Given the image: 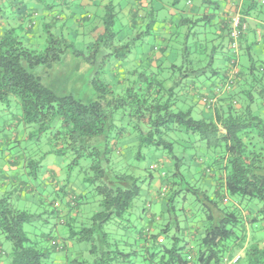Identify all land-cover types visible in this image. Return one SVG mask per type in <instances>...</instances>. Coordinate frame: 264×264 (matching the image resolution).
Returning <instances> with one entry per match:
<instances>
[{"label":"trees","instance_id":"obj_1","mask_svg":"<svg viewBox=\"0 0 264 264\" xmlns=\"http://www.w3.org/2000/svg\"><path fill=\"white\" fill-rule=\"evenodd\" d=\"M26 1L0 0V105L10 108L17 103L21 108L20 125L35 126L32 136L35 139L38 134H45L48 141L56 142L55 149L45 153L44 157L55 155L63 159L61 165H66L71 160L67 165L70 169L79 166L83 160L89 162L83 181L88 186L73 185L70 177L64 181L65 185L60 192L67 202L64 214L55 206L59 200L53 203V212L62 214L61 223L69 227V237L65 240L92 244L90 252L94 255L101 252L102 256L101 260L96 259L95 264H133L131 256L138 257L139 251L144 253V261L151 260L153 264H232L235 258L232 253L234 248L243 252L234 264H264L263 245L244 247L247 241L245 223L249 221L252 226L260 222L264 226V57L259 56L253 46L241 53L237 45L247 34L250 16H264V0H248L236 16L226 23L222 21L220 24L227 31V35L223 37L213 29L217 24L216 14L208 12L200 18L193 15L182 16L178 21L174 18V21H170L172 27L169 25L173 29V36L169 41L164 39L163 48H153L152 54L157 50L165 53L179 25L190 26L189 29H192L196 24H203L208 33L203 41L206 49L203 55L209 61L204 67L203 63H195L197 67H202L196 69L194 62L188 60L182 66H187V71L191 74L184 78L196 80L211 68L212 78L221 80L222 77L214 69L219 55L223 56L222 66L225 62L228 66L223 73L225 82L221 83L222 87L213 86L208 95L199 94L201 87L195 80L192 82L194 86L190 84L194 91L191 92L192 95H199L208 112H211L208 118L200 121L192 118V109L195 107L192 106L186 112L178 107L180 99L174 87L167 88L165 85L168 79H163V61H159L160 58L147 59L141 73L135 69L132 74L137 75L134 81L125 74H119L123 71V63L130 60L133 47L149 32L133 37L140 25L137 24L139 20H134L136 30L132 33L126 30V34L121 35L122 29L116 32V18L124 20L120 16L122 11L117 12V8L122 6L115 5L116 0H108L101 9L92 6L93 9L95 7L94 15L100 17L97 22L81 4V0H74L79 1L75 5L73 0H51L52 4L45 2L47 12L53 11V2H61V11L50 16L51 18L43 15L39 7H29ZM180 1L174 0L173 7ZM208 3L210 4V0H202V6L198 7H205ZM184 10L180 9L182 12ZM150 13L153 11L146 12V19L151 16ZM41 14V31L46 42L43 47L36 46L37 40L30 43L32 36V39L35 36L33 30L38 25L36 18ZM28 17L32 19L25 26ZM237 17L240 18V35L236 39L232 32L233 20ZM76 22L85 30L82 37L87 36L84 47L77 46L81 34L71 27ZM58 26L64 31L68 29V33L56 35L54 31ZM123 26L126 28L125 24ZM150 28L151 26L148 29ZM92 33L97 34L96 38L89 37ZM224 39L229 43L227 47ZM234 44L237 48H234ZM187 52L188 48L186 54ZM242 54L246 56L244 66ZM65 59L74 63L76 59H81L80 68L86 66L88 70H96L99 65L100 69L95 72L96 77L92 81L95 100L90 101L74 93H57L47 85L55 86L59 76L64 75H60L58 67L63 65ZM153 65H156L157 73L151 71ZM106 67L108 72L113 71L112 83L107 81ZM54 68L55 76L54 73L51 74ZM72 68L75 70L77 66ZM172 68L177 67L173 65ZM200 70L203 71L198 73ZM63 77L65 83L69 76ZM183 93L189 94L186 91ZM256 104L258 108L255 110ZM19 122H9L7 127L12 126L10 130L16 131L13 127H20ZM176 131H185L204 141L213 158L210 166L213 165L214 168H202V164L197 166L205 185L203 190L191 187L181 172L182 159L174 155L177 142L172 139V134ZM17 135L18 133L14 137L16 141L8 140V148L16 147L15 143L19 142ZM145 148L169 152L171 160L168 161L172 163L170 170L168 162L163 166H139L146 160ZM19 159L21 155L12 159L16 169L13 178H20L21 170L24 177L34 182H38L39 176L45 179L46 171L43 170L45 166L41 159H25L23 162ZM191 170L193 168L187 169L188 175L195 177ZM156 171L160 173V187L153 191L157 197L148 192L146 196L151 205L155 203L156 208L160 209L152 211L151 205L147 203L150 208L145 205L140 218L145 222L144 228L138 230L134 226L133 229L129 224L125 227L127 222L132 223L131 210L134 203L144 197L146 183L152 193L150 188L156 181L153 176ZM49 174H53L52 180L56 178L53 171H49ZM0 175H3L1 169ZM28 181H24L27 186ZM30 183L29 186L35 191V184L32 181ZM183 185L188 189L184 190ZM185 192L192 193L198 202H202L206 225L200 224L198 227L188 223L182 228L179 220L174 218L176 230H185L188 240L182 239L184 243L180 245L181 239L174 235L171 237V246H167L164 237L171 233L172 225L171 222L165 225L161 222L166 213L174 212L176 200L185 195ZM87 193L98 198V211L90 222L79 220L83 219L80 208L85 204L84 195ZM149 196H152L153 201ZM12 197L13 195L6 196L0 191V239L4 237L11 244V251L7 254L0 241V256H7L8 264H51L48 261L49 250L38 249L25 232V225L42 219L44 214L34 215L16 209L12 204ZM240 199L258 200L262 204L261 209L256 212L257 217L250 216L247 221L245 217H241L235 210ZM232 201L233 206L230 208L228 205ZM188 216L189 213L185 215L186 223ZM65 217L69 220H65ZM112 221L124 224L123 237L128 238V241H121L123 250L105 232V227ZM241 227V234L238 235L237 230ZM192 229L193 233L189 232ZM49 240L50 245L63 256L67 264H86L75 258L71 260L70 247L66 242L56 241L50 236ZM98 242L100 248L97 247Z\"/></svg>","mask_w":264,"mask_h":264},{"label":"rangeland","instance_id":"obj_2","mask_svg":"<svg viewBox=\"0 0 264 264\" xmlns=\"http://www.w3.org/2000/svg\"><path fill=\"white\" fill-rule=\"evenodd\" d=\"M225 1L227 2L228 0H210V4L209 3L205 4L204 5L205 7L200 9L201 13L205 14L202 11L207 8L209 9L210 14H213V15L216 14V21H217L219 18L220 11L216 9V6L219 5L222 7ZM229 1H232V0H229ZM45 2H49L52 4L51 0H42V1L27 0L26 1V3L29 4L28 5L29 7L34 8V5H35L40 8L41 12H44V11L47 12L45 10ZM126 2H129V0H126ZM173 2L174 0H154L153 2H150L148 4L149 12L151 9H154V11L153 13H150L151 15L150 17H148L147 19L145 18L144 25L142 27L137 26L138 29L134 31L133 37H137L139 34L143 32H149V34H151L154 37H149V34L148 35L141 34L144 37L142 36V40L138 41L135 47H133L132 53L131 55H129L130 60L126 63H123L124 65L121 68L123 71L121 73L119 72L117 73L125 74L128 79L130 78L132 81H134L136 80V76H137V75L135 76L132 75L134 74L135 69L137 70L138 73H141L147 62V59L152 58V57H155L158 59L160 58L159 61H163L161 65V68L163 69V76H164L163 79L164 78L168 79L165 82V85L167 88L174 87L176 94L178 95L180 99L178 101V107L184 112H186V110L192 109L191 108L192 106L195 107L194 109H192V118L195 121H200V120H203V118H208L207 117L208 113L205 112L203 115L198 109H196L195 103H193L192 97L190 96V94L183 93L184 91L189 92V93L194 92L193 89L190 88L189 84H191L195 79L192 80V79L184 78V76H187L191 73L190 71H187V66H182V65L184 63H187V61L189 60V61L194 62V67L196 69H201L202 67H197L195 63H198V64L203 63V67H204L209 61V58H206L203 55L205 53L204 50H206L204 49L205 47L203 46L204 45L203 41L205 39V34L208 35L207 31H205L203 24L202 26L196 24L192 26V29H189L190 26L179 25L175 29V33H176L175 37L173 40H171L172 42L169 45V48L167 49V51L165 53H162V51L157 50L154 54L149 55V49H150L149 46H153L154 48L157 47L160 49L165 46L164 37H167L169 35H167L164 31L165 28L163 27L164 26L163 22L167 18L169 20H173L174 16L171 17V13H170L171 10L173 9ZM60 3H61L60 1L53 2V5L55 7L53 8V11L48 12L51 14V16L57 15V13L61 11V9H59ZM121 3H123V0L115 1V4H121ZM190 4H193L194 7L202 6V0H181L180 3L176 6V8L178 9L184 8L185 9L184 12L189 13ZM123 6L122 8L118 7L117 12L122 11ZM88 12L91 13L95 22H97L100 19V17L93 15L95 10L92 9V7L88 9ZM42 14L41 16H38L36 18L38 25L33 30L37 38L36 40L38 41V43H36V46H39V47L43 44L45 45L46 43L44 36H43V32L41 31ZM120 16L123 17L124 14L120 12ZM152 16L154 17V19H152ZM31 19H32L31 17H28V19H26L25 26L30 22ZM179 19H181L179 18V16L175 18L176 21H178ZM124 24H125L124 20L120 17H117L116 24H115V31L117 32L122 29L123 32H121L120 34L121 35L126 34L127 29L123 26ZM149 26H151L150 29H148ZM206 30L209 31V28H207ZM247 34H249V37H251L250 30L247 31ZM86 38L87 36L83 38L82 35H80V37H78L77 46L84 47ZM167 40L169 41L170 37L167 38ZM217 42H221V41L217 40ZM227 43L228 42L225 40L224 45L226 47H227ZM260 44L261 43L255 45L254 50H256ZM237 45L239 48L240 41L237 42ZM187 48H188V52H187L188 54H186ZM243 52L244 50L241 51V53ZM222 57L221 55L216 57L217 60L214 66V69L217 70L220 76L222 77L221 80H215L214 78H212L211 76L212 70L211 68L210 69L208 68L205 74L199 75L200 77L196 78L195 81L197 85L202 84L204 86V89H206V87L208 86H211L212 84L215 88L216 86H219L220 88L222 87L223 84L221 83L225 82L224 76L222 73L227 70L226 66H222V64L220 63ZM110 59L112 60L114 59V61H116L114 57H111ZM245 59H246V56L242 54L243 66L245 65V61H246ZM80 60L81 59H76L74 63V61L72 62L71 60L65 59L63 65H61V67H58V71H61L60 75L64 74V75L69 76L66 82L64 83L61 80V82L57 81L55 83V86H52L50 84H47V85L51 87L57 93H64V94L74 93L76 95H79V97H82L84 99L87 98L88 100L92 101V100H95L96 98V97L94 98L95 91L92 87V81L96 77L95 72L98 71L100 67L99 65H97L96 70H88L86 66L84 68L83 67L80 68V62H81ZM200 60L201 61L203 60V62H201ZM141 62L143 64H141ZM173 65H176L177 68L176 69L172 68ZM73 66L75 67L77 66V68L74 70L72 68ZM179 67H183L184 69L180 70ZM151 69H152L151 71H155L154 73H157V69L154 67V65H153V68ZM53 71L54 72H52L51 74L54 73L53 75L55 76L56 75L55 68ZM202 71L203 70H200L198 73H201ZM107 72H108V67H106V76L108 78L107 81L112 83L113 82V75H112L113 71L111 70L110 72L108 73ZM64 75H62V77ZM103 78L101 79L103 80ZM115 81H118V79H116ZM125 84L129 86L128 83H125ZM245 100L248 101V99L246 98ZM257 108H258V104L255 105V110ZM20 116H21V108L17 103L10 108H7V106H4V105H0V157L4 156V157H8L9 160H12L14 159V157H17V156L19 157L21 155V159H19L20 162H23L25 159H28V160L33 159L35 161H39L41 159V161L44 163L43 166H45V168L43 169L44 171L47 172L49 168L54 167V166L59 170L57 177L54 178L53 180L51 179L52 177L49 176L45 181V179H43L42 176H39L38 182H34L31 179L29 180L28 177H24L22 171L20 170V177L23 181L29 180L28 183L30 185H31L30 181H32L33 184H35L36 192L39 195L38 196L39 201L38 200L33 201L32 199L29 200L27 197L26 198L17 197L15 199H12L13 206L16 209L28 211L29 213L34 214V215L44 214L42 219L37 220L33 224L25 225L26 234L28 235L30 240L35 242L38 249L49 250L50 257L48 258V261L51 264H60V263L67 264V263L65 259L62 258L63 256L59 255L56 252V250H54V248L50 245L49 236L56 239V241L66 242L67 246L70 247L69 252L72 254V255L70 254L71 260L75 258L79 262H86V264L88 263L95 264L96 259L101 260L102 256H101V252H99L98 255L96 254L94 255L90 252L92 249V244L77 243L72 240L69 241L68 239L65 240L66 238L69 237L70 231L67 225H64L61 223L62 214L60 215V213L63 212L64 214L67 202H66V199H63L64 198L63 193H60V195H58V193L55 191V187L57 186V184H59L60 189L64 187L65 185L64 181H66L68 177H70L71 184L73 185L79 184V186L82 185L83 187L88 186L87 184L83 182L85 179V171L87 170L89 166L88 160H83L80 162L79 166L72 167L70 169V167L67 165L68 163H70L71 160L70 161L67 160L68 162L66 163V165H61V162L63 161V159L55 155L44 157L45 153H47L50 150L55 149L56 142L54 141L53 143H51V141H48L46 139L45 134L39 135L37 133L38 137H36V139L32 137L35 132L34 130L35 126H30V125L25 126L24 124L20 125V122H19ZM5 122H8V123H5ZM9 122L11 124L15 122H19L20 127L14 126L13 128L16 131H11L9 127H7V124H10ZM17 133H18L17 139L19 142L15 143L14 145L16 146L15 148H8V144H9L8 140L10 139V140L16 141L14 137H16L15 134ZM172 139L177 142L174 146V155L182 159L181 160V166H182L181 172L185 176L187 183H189L191 187L196 186L200 188L201 190L205 189V185L203 184L201 176H199V173H201V170L199 167L197 168V166L202 164V168H206V169L208 167H210L211 169L214 168L213 165L210 166L213 158H211L209 151L206 148V143L204 141H201L195 135L186 134L185 131L174 132L172 134ZM144 153L146 155V160L139 164V166L143 168H148L150 164H153V165L159 164L160 166H163V164H166L167 162L169 163V161L171 160L170 153L163 149L157 150L154 148H145ZM64 160L66 159L64 158ZM194 162L196 164H192ZM171 165L172 163L171 164L169 163V166L166 165L169 168V170H170ZM0 166H1L0 169H2V162H0ZM189 167L193 168V170L191 171L194 173L195 177H191L188 175L187 169ZM161 171H162V168L160 172ZM28 172L30 171L28 170ZM159 175H160L159 172L157 171L153 172L154 178L156 179L159 178ZM145 186L146 187L144 189L145 190L144 197L141 198L142 200L139 199L138 201H136L134 203L133 209L131 210L133 212V214L131 215L132 223L127 222L125 225L123 224L125 227H127V224H129V226H132L133 229H134V226H136L138 227L137 229L139 230V229L144 228L145 226V222L140 220L142 210L145 205H147L146 208H150L149 205L152 204L151 201L146 196V194L148 192L150 195H154L157 197L155 193L149 192V188H147V183L145 184ZM182 187L184 190L188 189L187 186L183 185ZM84 198H85L84 199L85 204L82 205L80 208V212L82 214L83 219H79V220L80 221L87 220L90 222L92 217L98 211V198L95 197L91 193L85 194ZM57 200H59V203H60V207H59L60 213L57 212V214H55L53 212L54 210L53 203ZM155 205H156L155 203L151 205L152 211L153 210L158 211V209H160V208H156L157 205L156 206ZM228 206L232 208L233 201ZM175 207L176 209L174 210V212L166 213L161 222L162 225H165L169 222H171V225H172L171 233L167 237H164L165 238L164 243L167 246H171V243H172L171 237L174 235H177L181 239L180 245L184 243L183 240L185 241L188 240L186 238L185 230L181 232H178L176 230V224H175L174 218L179 220L182 228H185L188 223L190 224V226L197 225L198 227H199L198 224H203L204 226L206 225L204 224L206 216L203 211L202 202H198L196 200V196L193 195L192 193L185 192V195H183L180 198L178 197V199L175 202ZM261 207H262V204L258 200L240 199L235 210L238 211L241 217L246 215L248 216V219H250V216L257 217L258 214L256 212L259 209H261ZM187 213H189V216H188V220L186 223L185 215H187ZM174 214L176 215V217ZM64 219L69 220V218H66V217ZM123 225L122 223L117 224L116 222L112 221L109 225L105 227V232L110 234V237L115 239L118 245L120 244L121 250H123L122 249L123 244L121 241H126V240L128 241V238L123 237V235H125L124 233L125 228L123 227ZM241 230H242V227L240 230H237L238 235L241 234ZM189 232L193 233V229L190 230ZM246 236H247V241L244 244L245 245L244 247H248L252 244H259V245L264 246V226L260 222L257 223L256 225L252 224V226H250V228L247 229ZM0 241H2L3 243L4 252H6L7 254L10 253L11 244L8 241H6L4 237H2ZM97 247L100 248L99 242H98ZM126 248L127 250L129 249L128 247ZM237 252L238 251L236 248H234V250L232 249L233 255L239 256L240 252L238 253ZM138 254L139 256L136 258L131 256V261L133 262V264H153L151 260L144 261L143 252L139 251ZM4 260L6 264H8L7 256H5ZM124 264H128V263H124Z\"/></svg>","mask_w":264,"mask_h":264},{"label":"crops","instance_id":"obj_3","mask_svg":"<svg viewBox=\"0 0 264 264\" xmlns=\"http://www.w3.org/2000/svg\"><path fill=\"white\" fill-rule=\"evenodd\" d=\"M153 1L154 0H129V2H126V0H123V3H121V4H115V5H121V6L124 5L123 6V9H122V13L124 14L123 18H124V21H125L126 28H127V30H129V32L132 33L134 30H136V28H135V24L136 23L134 22V20H139V21H137V24L138 23L140 24L139 26L142 27L144 25V21H145V17H146L145 14H146V12H149V6H148V4L150 2H153ZM247 1L248 0H232V1H229L228 0L227 2L226 1L224 2V5L222 7L219 6V5L216 6V9L218 11H220V13H219V18L217 20L218 23L214 26L213 29H215V30H217L219 32V34H220L219 36H222L223 37V36H226L227 35V31L225 30V26H223L220 23L222 21L224 23H226L227 20L229 21L234 16H236V14L238 12H240L246 6ZM74 2L76 4H77V2L79 3V1H74ZM107 2H108V0H81V4L84 7H86L87 9H89L92 6H97V8L101 9V8H103L105 6V4ZM201 8H204V7H201ZM201 8H199L198 6L197 7H194L193 4H190V11H189V13L182 12V11H180V9H178L176 7H173V9L171 10L170 13H171V17L174 16L173 19L176 18V17H178V16H179V18H181L182 16H188V15H193L195 17L200 18L202 15H207L208 12H209V9L206 8L205 10L202 11L205 14H202L201 13V10H200ZM92 9H93V7H92ZM94 9H95V7H94ZM151 11H154V9H151L150 12ZM67 12H68V10H66V14L69 15V12L68 13ZM43 15H45L47 18H51L50 17L51 14L48 13V12H45L44 11L43 12ZM63 17L61 19L62 21L64 20ZM250 17L251 18L248 19V26H249L248 30H250L251 37H249V34H245L244 35V38L242 39V41H240L239 50L240 51H242V50H245L246 51V50H248L250 48V46H253V49H254V46L255 45L261 43L259 45V47L255 51H256V53L259 56L264 57V16L263 15H260V16L252 15ZM170 21L171 20H169L167 18L163 22L164 23V26L163 27L165 28L164 31H165V33L167 35H169L167 37H164V39L173 36V31H172L173 29H171L172 26H171V22ZM215 21H216V19H215ZM169 25L171 27H169ZM71 27H72L73 30H77L78 32H80L81 35L84 34V31L85 30L84 29H81L78 26L77 22L74 23L73 25H71ZM88 28L90 29V27H88ZM162 30H163V28H162ZM62 32L68 33V29L66 31H64V29L61 26H58L56 28V30L54 31V33L56 35H61ZM96 35H97L96 33H92L91 35H89V37L96 38ZM149 37H154V36H152L150 34ZM32 38H33V36H32ZM32 38L30 40V43L33 42L32 40H36L37 39L36 38V35L34 36V39H32ZM43 45H41L40 47H43ZM149 47H150V49H149V55H151L152 52H153V48L154 47L153 46H149ZM142 62H141V64H143ZM223 66H226V69H227L228 63L225 62L223 64ZM154 67H156V65H154ZM61 80L64 82L65 81V78L62 77V76L59 77L58 82H61ZM192 84L193 83H191V86H194ZM189 86H190V84H189ZM198 86L201 87L199 94L201 93L203 95L204 94L205 95H208L210 93V91L212 90L213 84L211 86L206 87V89H204V86L202 84L201 85H198ZM189 94L192 97L193 103H195L196 109H198L203 115H204L205 112H207L208 114H211L210 111L208 112L206 106L202 102V99L199 97V95H197V97H196V96H193L192 93H189ZM9 129H12V126L9 127ZM0 162H2V169L1 170H2V173H3V175H0V191H1V194H4L6 196L13 195V197H12L13 199L17 198L16 197V194H17L18 197L20 196V198H26L27 197L29 200L30 199H32L33 201L34 200H38V196L39 195L36 192V189H35V191H33V189L29 186V184L27 186L26 185V182H24L21 179V177L18 178V179L13 178V176L15 175V171H16L14 160H9L8 157L2 156L0 158ZM49 171H53V173H55L54 177L55 176L57 177L58 172H59V170L55 166L49 168L47 170L46 174H45V176H46L45 177V181H46V179L49 176L50 177L53 176V174H49ZM210 183L213 184L212 182H210ZM159 187H160V178L159 179H156V181L153 182L150 190L152 192L155 191V190L157 191V189ZM61 189L59 188V184H57V186L55 187V191L57 193H60L61 192ZM16 190L18 192H16ZM13 192H15L16 194H14ZM24 193H27V195H24ZM149 197L152 198V196H149ZM55 206L57 208L60 207V203L58 202ZM243 217H245V220L246 221L249 220L248 219V216L244 215ZM245 224L247 225V229L250 228L249 221L246 222ZM199 227H200V224H199ZM190 237H191L192 240H194V237H192V236H190ZM239 255L242 256L243 255V252H240ZM4 259H5V256L4 257H1L0 256V264H6V262H5Z\"/></svg>","mask_w":264,"mask_h":264},{"label":"built area","instance_id":"obj_4","mask_svg":"<svg viewBox=\"0 0 264 264\" xmlns=\"http://www.w3.org/2000/svg\"><path fill=\"white\" fill-rule=\"evenodd\" d=\"M239 24H240V18L237 17V18H235V19L233 20V27H234V29H233V32H232V36H233L234 38H236V39H237V38L239 37V35H240ZM234 48H237V45H236V44H234ZM239 258H240V256H236V257L233 259L232 264L236 263V262L239 260Z\"/></svg>","mask_w":264,"mask_h":264},{"label":"clouds","instance_id":"obj_5","mask_svg":"<svg viewBox=\"0 0 264 264\" xmlns=\"http://www.w3.org/2000/svg\"><path fill=\"white\" fill-rule=\"evenodd\" d=\"M240 256V255H239ZM236 257V256H235Z\"/></svg>","mask_w":264,"mask_h":264}]
</instances>
